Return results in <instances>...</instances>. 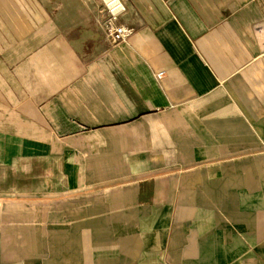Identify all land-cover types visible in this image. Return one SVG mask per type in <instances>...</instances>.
I'll list each match as a JSON object with an SVG mask.
<instances>
[{
	"label": "crops",
	"instance_id": "obj_1",
	"mask_svg": "<svg viewBox=\"0 0 264 264\" xmlns=\"http://www.w3.org/2000/svg\"><path fill=\"white\" fill-rule=\"evenodd\" d=\"M122 2L0 32V264H264V0Z\"/></svg>",
	"mask_w": 264,
	"mask_h": 264
},
{
	"label": "rangeland",
	"instance_id": "obj_2",
	"mask_svg": "<svg viewBox=\"0 0 264 264\" xmlns=\"http://www.w3.org/2000/svg\"><path fill=\"white\" fill-rule=\"evenodd\" d=\"M0 32L2 35H58L59 20L58 11L60 1L65 0H0ZM74 1V0H72ZM100 2L102 8L105 10V4L103 0H97ZM74 10V9H72ZM13 58V57H12ZM0 64L3 67L1 77L3 79H12V73H10L12 62L10 55L1 56ZM15 79L16 75H15ZM0 92L2 98L6 100L7 105L3 115L7 118L0 121V127L9 129L11 123H24L25 120H12L10 118L12 113L8 107L10 103V88L1 87ZM14 106V105H12ZM13 108V107H12ZM14 115V114H13ZM16 116V114L14 115ZM10 118V119H9ZM91 197V196H86ZM66 199L61 201L53 198H46L34 201V206L42 208L45 206H51L52 209H59V207H74L75 196L69 195ZM89 199L85 200V204L90 203Z\"/></svg>",
	"mask_w": 264,
	"mask_h": 264
},
{
	"label": "built area",
	"instance_id": "obj_3",
	"mask_svg": "<svg viewBox=\"0 0 264 264\" xmlns=\"http://www.w3.org/2000/svg\"><path fill=\"white\" fill-rule=\"evenodd\" d=\"M103 2L105 4V12L108 15L107 19L103 22L105 30L110 35L114 43L127 41L132 34V29L119 21V15L125 9L122 0H103ZM118 7H122V10L119 13H114V10ZM156 75L158 79H162L164 72L159 71Z\"/></svg>",
	"mask_w": 264,
	"mask_h": 264
},
{
	"label": "water",
	"instance_id": "obj_4",
	"mask_svg": "<svg viewBox=\"0 0 264 264\" xmlns=\"http://www.w3.org/2000/svg\"><path fill=\"white\" fill-rule=\"evenodd\" d=\"M122 10V7H118L117 9L114 10V13H119Z\"/></svg>",
	"mask_w": 264,
	"mask_h": 264
}]
</instances>
